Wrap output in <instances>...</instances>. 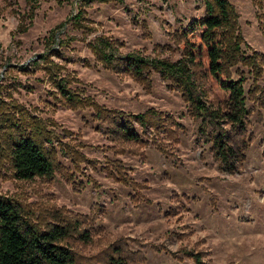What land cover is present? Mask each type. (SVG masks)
Here are the masks:
<instances>
[{
	"label": "rangeland",
	"instance_id": "1",
	"mask_svg": "<svg viewBox=\"0 0 264 264\" xmlns=\"http://www.w3.org/2000/svg\"><path fill=\"white\" fill-rule=\"evenodd\" d=\"M231 2L246 55H264V0ZM81 11L85 29L74 26ZM203 14V0H0V106L52 131L46 145L56 165L52 176L19 180L0 153V194L38 223L53 221L58 210L80 217L92 237L85 241L76 232L66 242L83 257L121 239L131 264H198L194 255L201 264H264V70L255 84L248 68L232 70L234 79L246 78L248 114L241 127L218 125L237 153L222 166L213 148L218 126L195 117L179 89L156 72L149 87L117 74L87 45L103 36L121 53L173 61L183 46L176 33ZM56 28L68 43L51 59L69 87L107 109L154 108L164 124L139 128L141 143L113 140L92 106H63L46 74L49 62L35 63ZM200 84L206 105L222 108L227 94L213 80L201 77Z\"/></svg>",
	"mask_w": 264,
	"mask_h": 264
},
{
	"label": "trees",
	"instance_id": "2",
	"mask_svg": "<svg viewBox=\"0 0 264 264\" xmlns=\"http://www.w3.org/2000/svg\"><path fill=\"white\" fill-rule=\"evenodd\" d=\"M82 1L88 4L94 0ZM203 3L204 14L191 19L184 29L176 33L183 42L182 54L176 60L152 58L136 51L121 53L118 44L103 36L95 37L87 45L107 68L117 74H127L147 84V87L151 82V73H158L163 80L181 91L195 117L201 118L205 125L211 123L217 127L226 121L231 126L241 127L248 114L246 78L241 75L234 79L232 70L240 66L248 68L255 84L263 74L264 55L256 50L246 55L245 48L249 45L240 31L239 14L231 0H203ZM80 13V16H74V26L85 29L86 26L81 23L84 14L82 11ZM25 17L32 18L29 14ZM58 28H62V25ZM58 28L49 32L46 44L50 43V46L35 63L49 62L46 74L63 106H92L107 122L106 134L113 140L141 143L139 128L143 133L148 128L157 129L164 124V114L154 108L143 113L107 109L69 87L68 81L55 71V68L58 70L62 67L51 59L53 52L60 53L68 43L66 39L58 37ZM57 37L60 40L53 48L51 44ZM201 77L208 82L213 80L227 94L225 99L220 100L222 108L214 109L206 105ZM169 118L172 119L171 116ZM216 131L213 138L215 156L225 166L237 153L229 144L228 131L222 126H218ZM50 133L52 131L41 120L31 116L21 119L0 106V153L7 158L15 178L31 180L55 173L54 157L46 145V142L53 143ZM71 217L58 210L54 213L53 221L38 223L29 217L16 199L0 194V264H93L91 261L131 264L130 249L121 239L112 242L96 256L83 257L76 253L66 240L76 232L85 241L92 236L88 229H81L83 222L80 217ZM194 258L196 263L201 264L199 255H194Z\"/></svg>",
	"mask_w": 264,
	"mask_h": 264
}]
</instances>
